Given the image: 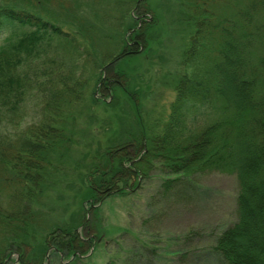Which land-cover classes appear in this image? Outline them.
Here are the masks:
<instances>
[{"label": "rangeland", "instance_id": "rangeland-1", "mask_svg": "<svg viewBox=\"0 0 264 264\" xmlns=\"http://www.w3.org/2000/svg\"><path fill=\"white\" fill-rule=\"evenodd\" d=\"M62 1L64 8H49L65 32L76 33L82 55L58 50L53 43V48L39 49L27 64H18L21 76L26 74L34 84L16 110L0 116V153L9 145L18 150L29 127L45 126L55 115L60 122L54 125L62 127L68 141L65 150L47 155L42 182L34 172L18 179L0 169V212H17L33 221L29 246H23L27 252L41 254L51 232L77 229L81 242L74 243L75 254L52 245L41 264H223L211 247L237 219L239 190L234 175L198 176L195 194L172 193L165 199L161 185L174 177L155 169L127 195H109L96 207L91 200V210L84 199L87 176L91 174L94 182L97 154L156 131L155 125L168 114L175 78L184 72L182 61L190 43L191 28L182 16L185 0ZM140 27L145 28L146 42L132 37ZM8 36H0V47L17 41ZM123 40L135 51L118 53L110 63L100 61V50ZM107 69L116 84L106 93L99 79L106 77ZM53 94L60 106L53 105ZM18 170L23 169L18 165ZM13 251L5 264H19V254Z\"/></svg>", "mask_w": 264, "mask_h": 264}, {"label": "trees", "instance_id": "trees-1", "mask_svg": "<svg viewBox=\"0 0 264 264\" xmlns=\"http://www.w3.org/2000/svg\"><path fill=\"white\" fill-rule=\"evenodd\" d=\"M62 2L0 0V36L17 37L16 42L0 47V116L16 110L31 89L33 79L21 76L19 69L39 49L43 51V46L50 49L56 43L58 50L82 55L76 33L65 32L49 8L62 9ZM182 16L191 28L190 43L182 61L184 72L175 78L168 114L155 125L156 131L141 133L125 146L97 154L94 182L88 175L84 199L91 210V200L96 207L109 195H127L155 169L174 177L161 185L165 199L172 193L178 197H185L187 191L195 194L198 176L211 172L234 175L239 190L237 219L217 237L211 253L223 264H264V0H185ZM144 32L140 27L132 37L146 42ZM126 50L135 51L123 40L109 50H100V61L110 63ZM106 71L99 81L107 93L116 82ZM56 95H51L53 105ZM50 122L29 127L18 150L9 145L0 153V169L10 176L17 174L18 179L34 172L42 182L47 155L60 153L68 141L62 127L54 125L60 122L56 115ZM18 165L24 171H17ZM30 224L34 225L29 217L17 212H0V264L7 262L13 249L19 254V264H41L45 250L52 245L75 254L79 237L71 226L57 229L58 236L57 232L47 235L41 254L27 252L23 246H29Z\"/></svg>", "mask_w": 264, "mask_h": 264}]
</instances>
